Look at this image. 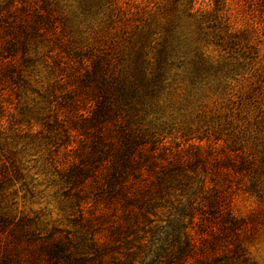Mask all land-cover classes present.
I'll return each mask as SVG.
<instances>
[{
	"label": "trees",
	"instance_id": "obj_1",
	"mask_svg": "<svg viewBox=\"0 0 264 264\" xmlns=\"http://www.w3.org/2000/svg\"><path fill=\"white\" fill-rule=\"evenodd\" d=\"M176 2L171 17L149 11L129 49H120L122 58L109 53L87 57L78 80L94 102L87 111L76 110L72 119L73 128L89 136L88 153L79 157L75 173L92 179L95 198L107 209L120 210V222L113 221L112 212L102 216L104 223L111 221L108 233L113 237L93 240L87 249L63 241L35 247L36 236L2 204L9 176L4 172L15 161L0 158V264H253L244 239L264 221V147L231 131L218 133L205 145L172 151L163 136L147 135L129 119L127 104L167 87L169 72L181 66L195 96L206 98L209 78L220 64L204 56L205 37L221 32L222 47L237 34L242 41L252 39L248 28L233 27L221 13L213 17L204 8L209 2ZM68 8L64 0H0L2 77L16 74L21 79L23 69L36 64L30 53L38 54L32 48L36 41L53 36L61 46ZM100 167L101 175L94 176ZM240 193L257 203L243 217L233 211ZM168 206L174 219L152 225L150 217ZM138 231L144 236L136 249L117 251L124 234Z\"/></svg>",
	"mask_w": 264,
	"mask_h": 264
},
{
	"label": "rangeland",
	"instance_id": "obj_2",
	"mask_svg": "<svg viewBox=\"0 0 264 264\" xmlns=\"http://www.w3.org/2000/svg\"><path fill=\"white\" fill-rule=\"evenodd\" d=\"M203 2H209L204 8L213 17L221 13L233 27L248 28L252 39L242 41L237 34L235 41L222 47L219 44L225 37L221 32L205 37L204 56L220 64L209 78L206 98L195 96L182 66L174 68L167 76V87L143 93L127 104L131 125L147 135L163 136L172 151L205 145L218 133L223 136L231 131L264 147V0H197ZM64 3L71 8L65 10L67 26L61 46L53 36L42 43L36 41L32 48L38 54L33 49L30 53L37 62L23 69L21 79L16 74L11 78L0 74V158L15 161V167L9 165L4 172L9 176L4 181L2 204L36 236L35 247H49L57 241L85 247L110 237L111 221L104 223V213L112 212L113 221L120 222V210L107 209L101 198H95L92 179L78 178L75 173L81 165L79 157L88 153L89 136L75 130L72 119L76 110L87 111L94 102L78 80L87 57L109 53L122 58L120 49H129L149 11L171 17L177 5L176 0ZM102 171L100 167L93 175L100 176ZM256 207L255 200L245 194L234 197L237 216H246ZM174 217L175 211L168 206L150 219L152 225L161 226ZM142 236L141 231L124 234L116 243L117 251L136 249ZM147 239L144 242L149 235ZM244 246L251 263L264 264V221L256 224Z\"/></svg>",
	"mask_w": 264,
	"mask_h": 264
}]
</instances>
